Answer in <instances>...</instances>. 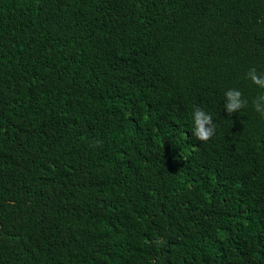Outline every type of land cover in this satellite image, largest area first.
<instances>
[{"label":"trees","instance_id":"1","mask_svg":"<svg viewBox=\"0 0 264 264\" xmlns=\"http://www.w3.org/2000/svg\"><path fill=\"white\" fill-rule=\"evenodd\" d=\"M253 68L264 0H0V264H264Z\"/></svg>","mask_w":264,"mask_h":264},{"label":"clouds","instance_id":"2","mask_svg":"<svg viewBox=\"0 0 264 264\" xmlns=\"http://www.w3.org/2000/svg\"><path fill=\"white\" fill-rule=\"evenodd\" d=\"M247 77L254 85L264 89V73L258 74L253 68L249 70ZM226 96L228 101L226 109L229 114L234 110L245 107V101L242 99V93L239 90H229L226 92ZM259 99L264 100V95H261ZM254 107L257 112L264 116V111L261 110L258 103ZM194 126V135L202 142H207L215 134V125L211 116L200 108H196L194 111ZM158 243H163V241H158Z\"/></svg>","mask_w":264,"mask_h":264}]
</instances>
